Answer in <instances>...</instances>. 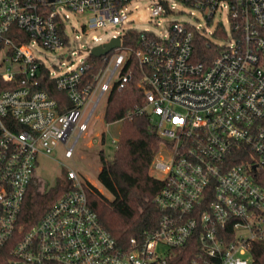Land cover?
<instances>
[{
    "label": "built area",
    "instance_id": "built-area-1",
    "mask_svg": "<svg viewBox=\"0 0 264 264\" xmlns=\"http://www.w3.org/2000/svg\"><path fill=\"white\" fill-rule=\"evenodd\" d=\"M133 1L0 0V249L16 236L12 264H170L195 232L191 264H250L251 242L264 239V185L256 180L264 177V0H151L152 17L182 3L207 23L222 12L226 20L210 35L188 22L171 21L161 35L130 27L100 56L90 49L112 37L93 36L99 43L61 73L35 54L36 46L69 43L70 12L99 28L127 21ZM129 29L138 32L133 46L123 44ZM196 33L216 46L207 64L193 58ZM130 54L141 69L137 111L162 137L149 167L162 181L153 198L162 210L157 228L139 243L130 238L127 249L117 246L88 203L86 182L68 170L73 187L24 230L18 217L38 153L63 142L72 154L101 99L127 81L120 69ZM44 77L68 105L39 88Z\"/></svg>",
    "mask_w": 264,
    "mask_h": 264
},
{
    "label": "trees",
    "instance_id": "trees-1",
    "mask_svg": "<svg viewBox=\"0 0 264 264\" xmlns=\"http://www.w3.org/2000/svg\"><path fill=\"white\" fill-rule=\"evenodd\" d=\"M137 37L138 32L129 29L123 35V44L133 46ZM216 51V46L208 38L199 33L194 35L195 61L207 64ZM97 66L96 64L94 68ZM120 74L127 75V81L121 87L113 85L108 91L102 115L106 124L120 121L111 159H106L103 150H99L100 169L97 179L108 195L90 182H86V193L88 203L102 227L113 237L117 246L127 249L130 238L139 243L146 234L153 232L162 214V210L153 201L162 181L155 178L149 170L162 137L154 129L148 113L137 111L143 106L144 98L137 85L141 69L134 54L127 57ZM39 88L56 99L59 107L69 104L65 93L57 90L53 81L47 77L40 80ZM103 142L104 135L101 136V143ZM256 180L264 185V177ZM72 187V180L67 174L66 178L47 189L41 188L32 176L24 195L18 223L24 230L30 228ZM227 238L231 239V235ZM15 240L16 236L0 249V264H12L11 248ZM199 247V234L195 232L184 245L174 250L169 263L191 264ZM248 252L251 256L250 264H264V239L252 241Z\"/></svg>",
    "mask_w": 264,
    "mask_h": 264
},
{
    "label": "rangeland",
    "instance_id": "rangeland-1",
    "mask_svg": "<svg viewBox=\"0 0 264 264\" xmlns=\"http://www.w3.org/2000/svg\"><path fill=\"white\" fill-rule=\"evenodd\" d=\"M151 6V0H135L130 5L131 11L128 13L127 21L119 24L106 22L103 27L99 28L88 27V15H76L70 12L73 28L69 31V43L54 50H45L36 46L35 54L52 71L61 73L65 72L70 64L77 65L88 54L87 48L104 42L114 34H121L130 27L138 31L148 30L161 35L165 33L167 24L171 21L188 22L210 35L219 19L223 23L226 20V15L222 12L215 15L212 21L207 23L199 10L182 3L175 4L174 13L152 17L150 15ZM83 24L85 30L82 29ZM93 36L100 38V41L94 42ZM105 99L106 96L99 102L88 122L86 131L76 141L70 156H65L66 146L63 142H58L48 154L38 153L33 178L40 184L41 188L47 189L55 185L57 181L66 178L68 170H72L82 182H90L105 195H108L97 179V173L100 169L99 150H103L106 159H111L115 147L112 139L117 138L120 121L111 124H106L103 121ZM102 135H104L103 143H101ZM72 141L73 139H69L67 144L71 145Z\"/></svg>",
    "mask_w": 264,
    "mask_h": 264
},
{
    "label": "water",
    "instance_id": "water-1",
    "mask_svg": "<svg viewBox=\"0 0 264 264\" xmlns=\"http://www.w3.org/2000/svg\"><path fill=\"white\" fill-rule=\"evenodd\" d=\"M120 43L119 37H112L109 41L96 45L90 49V53L94 56L104 55Z\"/></svg>",
    "mask_w": 264,
    "mask_h": 264
}]
</instances>
